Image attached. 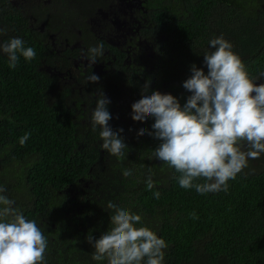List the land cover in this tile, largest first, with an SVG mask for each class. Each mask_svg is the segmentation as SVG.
Returning a JSON list of instances; mask_svg holds the SVG:
<instances>
[{
	"label": "trees",
	"instance_id": "obj_1",
	"mask_svg": "<svg viewBox=\"0 0 264 264\" xmlns=\"http://www.w3.org/2000/svg\"><path fill=\"white\" fill-rule=\"evenodd\" d=\"M143 3L148 23L154 25L156 64L161 67L129 71L123 87L110 82L103 91L98 84L110 100L109 126L123 129V156L100 148L101 127L93 128L91 120L96 99L89 96V88L78 94L58 86L54 75L38 68L37 43L22 30L19 14L0 16V28L7 29L0 33V44L20 38L25 48L36 52L30 61L18 54L11 68L0 49V187L6 189L0 195L14 200L13 206L35 220L44 234L47 247L40 264H108L106 257L92 258L95 249L86 237L98 239L112 228L115 210L107 207L109 201L139 214L136 227L146 226L164 239L168 247L162 264H264V153L248 160V166L227 182V191L201 194L195 187L182 188L181 173L156 158L160 141L148 135L154 131V117L131 118V105L142 97L145 83L150 84L149 92L157 88L172 94L183 106L191 95L183 87L192 75L190 66L207 74L203 56L215 50L209 42L219 36L231 43L254 83H264V0ZM45 10L41 17L48 14ZM121 89L126 90L122 98ZM141 128L147 131L138 135ZM26 132L30 136L21 145ZM126 170L131 175L124 176Z\"/></svg>",
	"mask_w": 264,
	"mask_h": 264
},
{
	"label": "clouds",
	"instance_id": "obj_2",
	"mask_svg": "<svg viewBox=\"0 0 264 264\" xmlns=\"http://www.w3.org/2000/svg\"><path fill=\"white\" fill-rule=\"evenodd\" d=\"M6 31L0 28V33ZM209 44L215 50L203 56L207 74L195 64L190 66L192 75L183 81V87L191 95L183 106L172 94L149 92L148 83L141 90L146 94L131 105L134 121L154 117L151 126L154 131L148 135L160 141L155 150L156 158L181 173L179 185L182 188L195 187L201 194L227 191V182L248 166V160L258 159L264 153V83H254L239 55L232 51L231 43L222 36L210 40ZM0 49L8 55L11 68L17 64L18 54L27 61L36 57L35 50L25 48L20 38L0 44ZM104 50L103 44L89 47L84 59L92 64L104 55ZM99 79L96 74L86 78L87 82ZM109 103L105 94L98 91L91 114L93 128L101 127L100 148L123 156V149L127 147L120 135L123 129L113 131L109 126ZM146 131L141 128L138 135ZM29 136L26 132L19 143L24 145ZM243 142L247 151L242 150ZM123 175H131V170L124 171ZM201 177L205 183H194ZM152 187L149 177L147 188ZM4 191L6 189L0 187V192ZM153 195L158 199L160 194ZM14 204V200L0 195V264H40L47 240L36 221L26 219ZM107 207L115 210L111 217L112 228L98 239L94 240L91 235L86 237L95 249L92 258L100 261L106 257L108 264H141L142 261L162 264L163 249L168 247L164 239L146 226L136 227L141 222L139 214L111 201ZM192 215L196 218L195 213Z\"/></svg>",
	"mask_w": 264,
	"mask_h": 264
},
{
	"label": "flooded vegetation",
	"instance_id": "obj_3",
	"mask_svg": "<svg viewBox=\"0 0 264 264\" xmlns=\"http://www.w3.org/2000/svg\"><path fill=\"white\" fill-rule=\"evenodd\" d=\"M61 8L66 12L59 13ZM41 9L48 14L44 12L41 17ZM11 14H19L22 30L37 43L38 68L54 75L56 84L70 92L80 94L88 87L92 93L89 96L96 99L101 91L98 84L103 91L108 90L110 82L123 87V77L131 76L129 71L146 65L150 70L156 67L157 36L152 33L154 25L148 23L143 0H0V16L8 19ZM100 44L104 55L89 63L84 53ZM156 65L157 69L161 67ZM115 68L117 71H111ZM90 74L100 79L87 82ZM133 81L135 84L136 79ZM125 94L126 90H119L121 98Z\"/></svg>",
	"mask_w": 264,
	"mask_h": 264
},
{
	"label": "rangeland",
	"instance_id": "obj_4",
	"mask_svg": "<svg viewBox=\"0 0 264 264\" xmlns=\"http://www.w3.org/2000/svg\"><path fill=\"white\" fill-rule=\"evenodd\" d=\"M253 95H254V93H253Z\"/></svg>",
	"mask_w": 264,
	"mask_h": 264
}]
</instances>
